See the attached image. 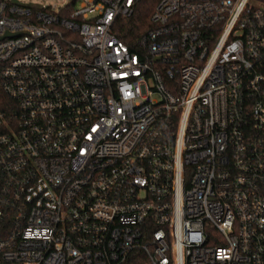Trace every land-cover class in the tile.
<instances>
[{
	"label": "built area",
	"instance_id": "obj_1",
	"mask_svg": "<svg viewBox=\"0 0 264 264\" xmlns=\"http://www.w3.org/2000/svg\"><path fill=\"white\" fill-rule=\"evenodd\" d=\"M141 1L0 0V264H264V0Z\"/></svg>",
	"mask_w": 264,
	"mask_h": 264
},
{
	"label": "trees",
	"instance_id": "obj_2",
	"mask_svg": "<svg viewBox=\"0 0 264 264\" xmlns=\"http://www.w3.org/2000/svg\"><path fill=\"white\" fill-rule=\"evenodd\" d=\"M73 3L68 5V9L72 8ZM156 0H142L135 13L126 19L118 20L117 35L123 40L133 42L141 35L144 30L151 26L150 17L155 9ZM144 254L142 252L134 253L125 264H146Z\"/></svg>",
	"mask_w": 264,
	"mask_h": 264
},
{
	"label": "rangeland",
	"instance_id": "obj_3",
	"mask_svg": "<svg viewBox=\"0 0 264 264\" xmlns=\"http://www.w3.org/2000/svg\"><path fill=\"white\" fill-rule=\"evenodd\" d=\"M18 4L28 5L32 7L50 6L56 10L60 6L66 4L70 0H12Z\"/></svg>",
	"mask_w": 264,
	"mask_h": 264
}]
</instances>
